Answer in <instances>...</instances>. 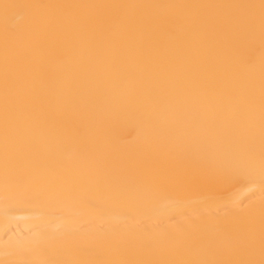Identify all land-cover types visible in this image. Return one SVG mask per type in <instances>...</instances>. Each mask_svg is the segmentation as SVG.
Here are the masks:
<instances>
[{"label":"bare ground","instance_id":"obj_1","mask_svg":"<svg viewBox=\"0 0 264 264\" xmlns=\"http://www.w3.org/2000/svg\"><path fill=\"white\" fill-rule=\"evenodd\" d=\"M0 264H264V0H0Z\"/></svg>","mask_w":264,"mask_h":264},{"label":"snow or ice","instance_id":"obj_2","mask_svg":"<svg viewBox=\"0 0 264 264\" xmlns=\"http://www.w3.org/2000/svg\"><path fill=\"white\" fill-rule=\"evenodd\" d=\"M9 7H11V6H10V5H7V4L4 5V8H5V9H8Z\"/></svg>","mask_w":264,"mask_h":264}]
</instances>
